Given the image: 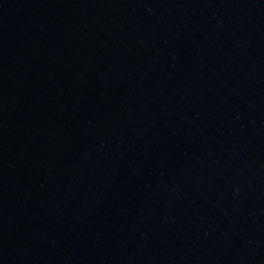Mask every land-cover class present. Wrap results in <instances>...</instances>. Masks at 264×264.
<instances>
[{"label": "water", "instance_id": "95a60500", "mask_svg": "<svg viewBox=\"0 0 264 264\" xmlns=\"http://www.w3.org/2000/svg\"><path fill=\"white\" fill-rule=\"evenodd\" d=\"M0 264H264V0H0Z\"/></svg>", "mask_w": 264, "mask_h": 264}]
</instances>
